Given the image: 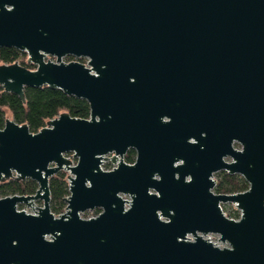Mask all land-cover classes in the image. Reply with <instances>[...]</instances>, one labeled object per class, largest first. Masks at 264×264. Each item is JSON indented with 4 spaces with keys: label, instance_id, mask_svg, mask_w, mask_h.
Returning a JSON list of instances; mask_svg holds the SVG:
<instances>
[{
    "label": "water",
    "instance_id": "water-1",
    "mask_svg": "<svg viewBox=\"0 0 264 264\" xmlns=\"http://www.w3.org/2000/svg\"><path fill=\"white\" fill-rule=\"evenodd\" d=\"M3 47L35 67L0 65L4 92L24 104L25 88L60 90L89 117L36 133L5 120L0 184L37 190L0 198V264H264V0H0ZM62 171L56 217L49 180ZM221 171L248 189L214 194Z\"/></svg>",
    "mask_w": 264,
    "mask_h": 264
},
{
    "label": "trees",
    "instance_id": "trees-1",
    "mask_svg": "<svg viewBox=\"0 0 264 264\" xmlns=\"http://www.w3.org/2000/svg\"><path fill=\"white\" fill-rule=\"evenodd\" d=\"M27 56L14 48H0V65H11L18 63L20 66L34 70L33 65L28 64ZM64 62H79L82 59L66 58ZM25 101H22L12 93H6L0 87V129L4 127L7 120L6 112L11 119L19 124L26 125L31 133H36L46 126L49 120L61 114H68L72 118L88 119L89 107L86 101L65 95L60 90H52L44 86L42 88H25ZM133 155L127 156L125 161L130 163ZM248 189V184L237 175L219 173L216 175V186L214 192L217 194H236ZM37 184L31 180L16 181L8 180L0 184V198L12 195H34ZM50 211L54 215L62 214L65 207L63 198L68 193V184L64 173H58L49 180ZM229 218L237 217L227 215Z\"/></svg>",
    "mask_w": 264,
    "mask_h": 264
},
{
    "label": "flooded vegetation",
    "instance_id": "flooded-vegetation-1",
    "mask_svg": "<svg viewBox=\"0 0 264 264\" xmlns=\"http://www.w3.org/2000/svg\"><path fill=\"white\" fill-rule=\"evenodd\" d=\"M191 142H192V140H190ZM233 148L234 149H237V150H240V146L237 144V143H233ZM130 155H133V159H132V161L130 162V163H127L126 161H125V158L127 157V156H130ZM135 159H136V151L134 150V149H132V148H130V149H128L127 151H126V153L124 154V156H123V160H124V162L126 163V164H133L134 163V161H135ZM224 161L226 162V163H229V162H231V159L230 158H224ZM176 165H178V164H176ZM101 170L102 171H105V172H109V171H112L113 169H115V165H113L110 161H102V164H101ZM59 173H63V171L62 172H59ZM219 173H226V172H223V171H221V172H218V173H215V174H213V180L216 182V175L217 174H219ZM227 174V173H226ZM57 175V174H56ZM229 175V174H228ZM237 176H239V177H241L240 175H237ZM242 178V177H241ZM243 179V178H242ZM245 181V180H244ZM66 182H67V178H66ZM68 184V183H67ZM120 197L123 199V200H127L128 201V196H124V195H121L120 194ZM128 198V199H127ZM49 207H50V203H49ZM66 208V207H65ZM127 208V206L125 205V209ZM87 212V211H86ZM85 212V213H86ZM89 213H91L92 214V218H94V217H96V216H98L102 211H101V209L100 208H94L93 210H90V211H88ZM236 212H239L238 210H236ZM85 213H83V214H80L81 215V218H83V215L85 214ZM53 214V213H52ZM54 215V214H53ZM239 215H240V212H239ZM55 216V215H54ZM57 216H59V215H57ZM56 216V217H57ZM84 219V218H83Z\"/></svg>",
    "mask_w": 264,
    "mask_h": 264
},
{
    "label": "rangeland",
    "instance_id": "rangeland-1",
    "mask_svg": "<svg viewBox=\"0 0 264 264\" xmlns=\"http://www.w3.org/2000/svg\"><path fill=\"white\" fill-rule=\"evenodd\" d=\"M48 57V56H47ZM50 57V56H49ZM56 63V62H55ZM6 116H7V118L8 119H11V117L9 116V114L6 112ZM70 157V156H69ZM72 157V156H71ZM69 160H71V158L69 159ZM72 161V160H71ZM73 164H75V161H73L72 162ZM63 173H64V175H65V177L67 178L68 177V175H69V172H67V171H63ZM128 199V198H127ZM129 200V199H128ZM42 206V203L40 202V201H36V202H34V205L32 206V208H33V210H35L36 208H38V207H41ZM36 207V208H35ZM65 207H66V204H65ZM65 207L62 209V213H64L65 212ZM32 208H26L24 205H20V206H18V210H25L27 213H33V210H32ZM222 209L224 210V212H225V214L226 215H231V216H235V215H239V212H236V210H235V208L233 207V205H230V204H228V205H222ZM55 216H57V215H55ZM92 216V214L91 213H89L88 211L83 215V218L84 219H86V218H92L91 217ZM229 217V216H228ZM235 218V217H234ZM210 235H213V234H210ZM218 237V235H214V236H212V238L213 239H211V240H213V241H215L216 242V238ZM225 245H227V244H225ZM225 245H223L222 244V247H224ZM227 247H228V245H227Z\"/></svg>",
    "mask_w": 264,
    "mask_h": 264
},
{
    "label": "built area",
    "instance_id": "built-area-1",
    "mask_svg": "<svg viewBox=\"0 0 264 264\" xmlns=\"http://www.w3.org/2000/svg\"><path fill=\"white\" fill-rule=\"evenodd\" d=\"M47 60H49L50 62H53V63H55L56 62V59L55 58H53V57H47L46 58ZM64 60L65 59H63V62H64ZM77 60V59H76ZM83 61H84V64L86 65V63H87V59H82ZM65 63H67V62H65ZM70 156V157H69ZM72 155L71 154H65L64 155V157L66 158V159H70L71 158V160H69V161H71V163L74 161L73 160V158L71 157ZM73 164V163H72ZM74 165V164H73ZM214 194H217V193H215L214 192V190L212 191ZM228 205V204H227ZM222 207V206H221ZM234 207V206H233ZM235 208V207H234ZM223 210V209H222ZM236 210V209H235ZM223 212H224V210H223ZM224 214H225V212H224ZM225 216L227 217V218H229L226 214H225ZM239 216L240 215H238L237 217H235V218H229V219H232V220H238L239 219ZM92 217V216H91ZM86 219H88V218H86ZM212 236H214V235H208V239L213 243V244H215L216 246H218L219 248H223L222 247V243L221 242H219V236L216 238L217 240H216V242L215 241H213V240H211V239H213L212 238ZM223 245H225V244H223ZM224 247H227V245H225Z\"/></svg>",
    "mask_w": 264,
    "mask_h": 264
}]
</instances>
